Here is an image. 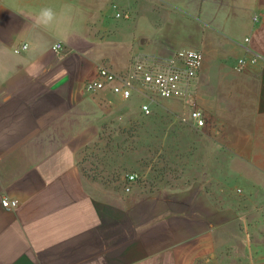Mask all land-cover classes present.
<instances>
[{"label": "crops", "instance_id": "0c3cea01", "mask_svg": "<svg viewBox=\"0 0 264 264\" xmlns=\"http://www.w3.org/2000/svg\"><path fill=\"white\" fill-rule=\"evenodd\" d=\"M42 7L57 12L47 28L35 26ZM184 49L204 55L197 103L208 123L185 124L202 134L187 165L206 185L126 192L85 176L79 158L100 135L98 111L119 107L123 119L147 100L90 94L85 82L103 62L122 72L136 57ZM257 172L264 179V0H0V264H264L252 209L226 220L222 201L226 176Z\"/></svg>", "mask_w": 264, "mask_h": 264}, {"label": "rangeland", "instance_id": "374dc122", "mask_svg": "<svg viewBox=\"0 0 264 264\" xmlns=\"http://www.w3.org/2000/svg\"><path fill=\"white\" fill-rule=\"evenodd\" d=\"M102 100L98 99V102L104 105ZM138 102H132L133 110L123 111V119L115 117V113L120 114L119 107H110L109 110L106 106V113L98 111L106 118L101 119L102 129L96 143L86 147L79 158L84 175L116 190L124 189L125 175L135 172L140 176L137 185L146 193L185 189H192L194 193L199 191L207 182L200 181V167L187 165V162L191 163L190 160L199 154L202 134L179 119V115L190 113V108L177 109L158 101L151 116L145 117L140 108L135 107ZM187 173L189 176L185 177ZM192 173L198 176L191 178ZM257 176V179L251 177L249 181H234L226 176L223 183L226 220L240 215L241 209H252L248 215L253 225L248 231L252 239L264 237V229L260 228L264 224V179L258 172ZM201 200L197 198L195 201ZM241 225L244 229L243 222Z\"/></svg>", "mask_w": 264, "mask_h": 264}, {"label": "built area", "instance_id": "2783aa9c", "mask_svg": "<svg viewBox=\"0 0 264 264\" xmlns=\"http://www.w3.org/2000/svg\"><path fill=\"white\" fill-rule=\"evenodd\" d=\"M117 16L128 18L129 14L118 12ZM27 49L28 44H23L15 51L20 53ZM52 49L61 53L65 51V46L62 42H57ZM203 63L202 51L184 49L170 58L136 57L122 72L114 70L108 64H103L98 67L96 75L85 82L84 89L94 95L104 90L115 94L143 95L147 98L141 105V113L145 117L151 116L153 103L178 99L190 108L189 117H180V122L190 123L194 128L201 129L208 123L206 111L197 103V82ZM246 64L245 59H240L237 68L244 70ZM139 180L138 173H127L124 177V190L131 191ZM3 205L6 209L13 210L18 207L19 202L16 199L5 198Z\"/></svg>", "mask_w": 264, "mask_h": 264}, {"label": "clouds", "instance_id": "9594fccd", "mask_svg": "<svg viewBox=\"0 0 264 264\" xmlns=\"http://www.w3.org/2000/svg\"><path fill=\"white\" fill-rule=\"evenodd\" d=\"M57 19V12L51 7L39 9L35 19V26L47 28Z\"/></svg>", "mask_w": 264, "mask_h": 264}]
</instances>
